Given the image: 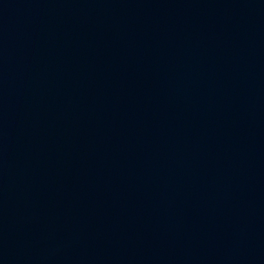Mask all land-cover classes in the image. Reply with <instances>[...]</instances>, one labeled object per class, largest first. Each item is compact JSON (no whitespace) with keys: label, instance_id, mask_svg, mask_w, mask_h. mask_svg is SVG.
<instances>
[{"label":"water","instance_id":"obj_1","mask_svg":"<svg viewBox=\"0 0 264 264\" xmlns=\"http://www.w3.org/2000/svg\"><path fill=\"white\" fill-rule=\"evenodd\" d=\"M0 264H264V0H0Z\"/></svg>","mask_w":264,"mask_h":264}]
</instances>
